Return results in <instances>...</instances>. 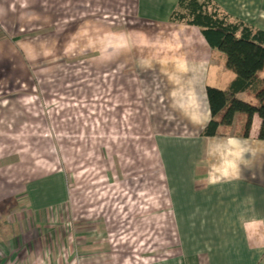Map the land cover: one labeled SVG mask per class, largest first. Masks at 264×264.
Segmentation results:
<instances>
[{
	"label": "crops",
	"instance_id": "0c3cea01",
	"mask_svg": "<svg viewBox=\"0 0 264 264\" xmlns=\"http://www.w3.org/2000/svg\"><path fill=\"white\" fill-rule=\"evenodd\" d=\"M109 1L66 0L68 13L62 14L61 0L48 4L36 0L35 7L28 1L20 13L14 11V2L0 0V160L5 163L0 168L7 170L0 175L2 264L22 259L27 249L30 264H39L42 254L48 264H55L57 249L66 248L65 242L63 247L59 243L60 233L70 241L73 232L75 239L88 232L58 219L67 214L63 207L73 198L65 172L57 168L39 175L37 170H45V164L30 166L22 155L29 146L26 138L33 122L30 105L42 115L48 105L41 77L44 70L30 67L35 59L44 61L45 25L33 30L29 20H52L48 28L55 29L54 20L110 19L129 21L125 30L111 35L117 46L112 59L106 53L108 43H102V99L108 106V89H116V103L136 105L141 116L135 111L134 119L148 125L149 159H153L147 162L149 177L153 175L148 181V201L156 200L158 194L164 197L165 214L173 218L179 241L172 255L141 264H264V140L257 138L258 132L245 138L243 132L225 128L217 137L202 135L211 120L207 87L225 89L235 75L199 27L174 20L184 0H131L132 9L126 15L123 10L129 8L120 1L119 14L103 15ZM211 1L234 19L264 31V0ZM98 4L99 15L87 14ZM81 9L83 14L78 15ZM51 34L55 41V31ZM30 39L37 42V50L31 49ZM104 40L108 42L109 36ZM122 59L128 64L120 65ZM49 72L54 77L55 63ZM31 88L42 94V102H37L39 96H28ZM246 96L250 95L238 98ZM53 107V113H59L58 106ZM73 200L74 213L88 216L87 202L77 204V195ZM102 210L108 216L125 214L114 207ZM61 227L65 229L60 232Z\"/></svg>",
	"mask_w": 264,
	"mask_h": 264
},
{
	"label": "rangeland",
	"instance_id": "374dc122",
	"mask_svg": "<svg viewBox=\"0 0 264 264\" xmlns=\"http://www.w3.org/2000/svg\"><path fill=\"white\" fill-rule=\"evenodd\" d=\"M9 1L14 2V11L17 13L22 12L21 5L25 2L27 5L29 1V5L34 7L36 4V0ZM47 1L51 0H46V4ZM120 1L129 8L123 10L125 15L131 11V0H110L108 12L103 15L119 14ZM60 4L62 14H67L68 9L64 7L66 0H61ZM90 13L99 15L101 5L87 10V14ZM79 14H83L82 9L78 10ZM42 21L29 20L30 29H43L45 25L46 34L43 40L44 61L35 59L30 67L35 71L44 70L41 77L44 78V97L48 105L44 108L45 115L40 113L39 108L30 105L33 122L26 138L29 146L22 155L30 166L38 162L45 164V170H37L39 175L57 168L65 172L68 182L70 178L73 198L70 204L63 207L67 214L58 219L64 224L70 222L76 229L88 231L82 239L76 236L75 239L73 232L70 241L69 236L65 239V233H60L62 238L59 243L63 247L65 242L66 248L57 249L55 264H117L120 260L125 264H141L172 255L179 241L173 218L165 214L168 209L164 206V197L158 194L156 200L152 197L150 204L148 201V181L153 177H149L147 168L148 160H153L152 157L149 159L152 153L148 152V125L143 119H134L135 111L138 117L141 116L136 105L126 103L123 106L116 103V89H108V106L102 99L105 95L101 83L102 43L103 46L108 43V49L105 50L108 58L112 59L117 46L111 35L125 30L129 20H54L55 29L48 28L52 20ZM53 30L55 41L52 40ZM107 36L108 42L104 40ZM29 44L31 49L37 50L36 41L30 39ZM220 55L226 64L224 54ZM123 60L120 65L128 64L127 60L126 63ZM54 63L57 72L53 77L49 71ZM33 95L39 96L40 101L37 102H42V94L33 92L31 88L28 96ZM241 100L258 105L252 96ZM53 104L58 106L59 113H53ZM123 116L125 118L119 119ZM246 119V115L238 114L233 126L222 129L244 133ZM258 123L260 119L256 115L250 131L252 136L259 132L256 129ZM3 165L5 163L0 160V166ZM6 173V169L0 168V175ZM121 193L123 197L116 200ZM75 195L80 206H85L87 202L88 216L83 213L78 217L74 213ZM108 204L123 209L125 214L119 217L104 215L102 209L113 208L111 205L108 207ZM153 204L156 205L155 209ZM53 225L50 223V226ZM64 229L61 227L59 230L61 232ZM84 246L88 248L84 249ZM44 256H39V264H48ZM27 262L30 264L28 249L26 254L24 251L22 259H13L9 264Z\"/></svg>",
	"mask_w": 264,
	"mask_h": 264
},
{
	"label": "trees",
	"instance_id": "16d2710c",
	"mask_svg": "<svg viewBox=\"0 0 264 264\" xmlns=\"http://www.w3.org/2000/svg\"><path fill=\"white\" fill-rule=\"evenodd\" d=\"M174 20L199 27L209 45L226 58V67L235 79L225 89L207 87L211 120L204 137H217L222 127L234 125L236 116H247L243 137L249 138L256 115L260 119L257 138L264 140V31L234 19L211 0L180 2ZM247 93L258 105L238 98Z\"/></svg>",
	"mask_w": 264,
	"mask_h": 264
},
{
	"label": "built area",
	"instance_id": "2783aa9c",
	"mask_svg": "<svg viewBox=\"0 0 264 264\" xmlns=\"http://www.w3.org/2000/svg\"><path fill=\"white\" fill-rule=\"evenodd\" d=\"M0 264H2V258L0 257Z\"/></svg>",
	"mask_w": 264,
	"mask_h": 264
},
{
	"label": "clouds",
	"instance_id": "9594fccd",
	"mask_svg": "<svg viewBox=\"0 0 264 264\" xmlns=\"http://www.w3.org/2000/svg\"><path fill=\"white\" fill-rule=\"evenodd\" d=\"M237 155H239V153Z\"/></svg>",
	"mask_w": 264,
	"mask_h": 264
}]
</instances>
